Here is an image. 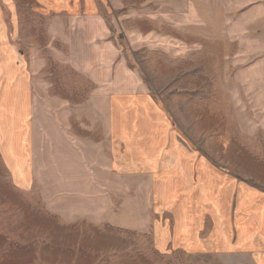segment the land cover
I'll use <instances>...</instances> for the list:
<instances>
[{
  "label": "rangeland",
  "instance_id": "rangeland-1",
  "mask_svg": "<svg viewBox=\"0 0 264 264\" xmlns=\"http://www.w3.org/2000/svg\"><path fill=\"white\" fill-rule=\"evenodd\" d=\"M6 38L15 45L16 73L31 84L29 126L42 149L36 163L55 162L56 98L71 103L64 125L93 137L97 167L108 152L109 102L131 99L127 132L166 142L153 151L159 168L190 170L176 196L191 207L190 233L205 213L209 245L217 211L229 203L240 205L237 231L249 234V244L264 235V220L255 224L264 218V0H0V41ZM36 192L29 206L8 204L0 158V264H264L244 251L195 252L194 235L185 238L191 250L162 251L170 244L154 240L170 238L168 229L152 236L134 220L119 227L103 203L104 217L94 222L61 219L54 197Z\"/></svg>",
  "mask_w": 264,
  "mask_h": 264
},
{
  "label": "crops",
  "instance_id": "crops-1",
  "mask_svg": "<svg viewBox=\"0 0 264 264\" xmlns=\"http://www.w3.org/2000/svg\"><path fill=\"white\" fill-rule=\"evenodd\" d=\"M70 7L72 8V5L69 4L68 8ZM43 8L53 13H61L50 6L43 5ZM6 40L0 41V158L13 194L8 197V204L21 203L23 207L29 206L38 188L40 194H44L45 191V196L54 197V211L61 219L78 218L94 222L96 218L104 217L99 215V204L103 203L106 205L105 208L108 207V211H112L108 219L117 221L119 227L126 228L127 221L134 220V228H146L152 236L160 230L168 229L166 234H169L170 238H166V241L154 240L157 245L170 244L168 248H162L165 249L162 251L191 250V246L185 243L190 242V239L185 238L194 235L197 236L195 247L192 249L195 252L208 250L207 246H210V250L221 253L225 255L224 257H232L244 251L250 260H264V249L260 248L264 243V235L261 233V237L257 233L253 234L254 238L249 244V234L245 237L237 231L239 204L233 207L226 202L228 204L219 208L217 221L220 222L215 225L218 232H215L209 245H207L209 238L203 231L206 229L205 223L208 218L205 213L199 219L201 222L197 233L194 231L190 233L192 225L189 224L188 217L191 219V207L185 200L176 198L185 182L191 181L190 170L175 168L168 172L166 167L159 168L156 164L157 154L153 151L157 152L166 142L161 145V141L154 140L153 132H127L128 108H135V103L131 99L118 102V105L113 101L109 102L108 152L103 164L97 167L93 137L89 138L88 133L79 135L78 132L72 131V125H64L63 121H66L69 115L64 110L68 109L71 103L56 98L55 102L57 100L58 110L62 112V116L55 117L58 126L55 162L53 165L36 163V152L42 149L35 142L36 128L31 131L29 126L34 108L30 101L31 84L23 70L19 74L16 73L15 45L13 41L9 42L7 38ZM130 101L134 106H128ZM148 102L144 101L145 107H150ZM139 103L143 105V100ZM69 112L71 117L73 110ZM161 137L163 140L164 135ZM96 172L100 178H96ZM249 203L247 201L246 213L251 208ZM115 204L119 205L118 208ZM128 204L133 206L128 208ZM204 207L202 209L199 207L200 216L201 210L204 212ZM144 210L146 212L149 210L150 213L147 223H144L146 218L142 217ZM128 211L132 214L128 215ZM262 211L264 215V208ZM75 213H78L77 216L72 215ZM258 219L255 224L259 227L260 220L264 218ZM247 224L250 226V221ZM176 228L179 232L175 231ZM174 234L179 235L177 239L173 237Z\"/></svg>",
  "mask_w": 264,
  "mask_h": 264
}]
</instances>
